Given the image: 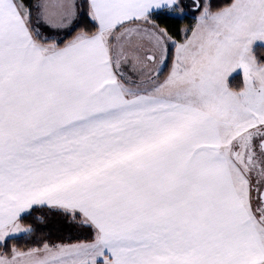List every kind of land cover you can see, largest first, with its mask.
<instances>
[{
    "label": "snow or ice",
    "instance_id": "6c2138e0",
    "mask_svg": "<svg viewBox=\"0 0 264 264\" xmlns=\"http://www.w3.org/2000/svg\"><path fill=\"white\" fill-rule=\"evenodd\" d=\"M0 264H264V0H0Z\"/></svg>",
    "mask_w": 264,
    "mask_h": 264
}]
</instances>
